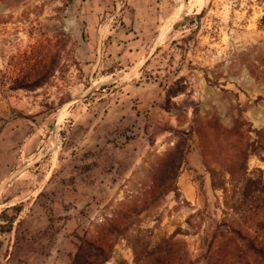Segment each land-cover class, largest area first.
Here are the masks:
<instances>
[{
  "label": "rangeland",
  "instance_id": "rangeland-1",
  "mask_svg": "<svg viewBox=\"0 0 264 264\" xmlns=\"http://www.w3.org/2000/svg\"><path fill=\"white\" fill-rule=\"evenodd\" d=\"M15 205L0 264H264V0H0Z\"/></svg>",
  "mask_w": 264,
  "mask_h": 264
},
{
  "label": "trees",
  "instance_id": "trees-1",
  "mask_svg": "<svg viewBox=\"0 0 264 264\" xmlns=\"http://www.w3.org/2000/svg\"><path fill=\"white\" fill-rule=\"evenodd\" d=\"M185 40V39H184ZM12 210L15 212V215L10 216L8 211ZM22 210V205L19 206H12L4 209L0 214V219L4 220L0 223V234L9 232L12 230L13 224L17 219V214Z\"/></svg>",
  "mask_w": 264,
  "mask_h": 264
},
{
  "label": "bare ground",
  "instance_id": "bare-ground-1",
  "mask_svg": "<svg viewBox=\"0 0 264 264\" xmlns=\"http://www.w3.org/2000/svg\"><path fill=\"white\" fill-rule=\"evenodd\" d=\"M194 1H195V0H194ZM198 5H200V4H198ZM196 6H197V5H196ZM202 6H203V5H202ZM202 6H201V7H202ZM187 11H188V10H187ZM184 13H186V11H185ZM178 15H182V14H180V12H179ZM165 28H167V27L165 26ZM166 30H167V29H166ZM165 33H166V32H165ZM165 33H164V34H165ZM59 120H60V119H59Z\"/></svg>",
  "mask_w": 264,
  "mask_h": 264
}]
</instances>
